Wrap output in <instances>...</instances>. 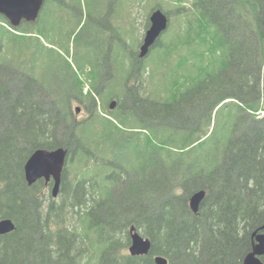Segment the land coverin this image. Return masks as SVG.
<instances>
[{
	"label": "trees",
	"instance_id": "obj_1",
	"mask_svg": "<svg viewBox=\"0 0 264 264\" xmlns=\"http://www.w3.org/2000/svg\"><path fill=\"white\" fill-rule=\"evenodd\" d=\"M65 1L44 0L38 18L17 27L0 15V219L15 224L0 235V264H155V255L169 264H241L264 223V116L254 113L264 108V0H168L170 12L157 0L154 8L179 23L152 46L149 64L132 47L137 29L130 44L117 43L106 56L123 72L130 46L127 75L134 85L147 79L158 89L147 88L146 100L140 88L109 91L116 108L103 113L72 65L46 44L50 31L67 24L60 16ZM75 3L91 15L113 4ZM241 23L256 30L255 56L239 38ZM98 49L93 61L102 57ZM55 68L66 89L53 95L45 83ZM75 91L94 107L79 121L66 100ZM227 102L233 103L228 125L215 135L216 115ZM203 108L194 125L187 122ZM210 139L214 149L207 150ZM57 147L68 149L65 167L74 170L75 182L65 185L62 173L54 198L43 179L27 184L24 164L35 149ZM131 175L162 191L113 211L110 196L125 195ZM200 189L206 195L194 213L188 201ZM132 224L151 240L146 255L127 251Z\"/></svg>",
	"mask_w": 264,
	"mask_h": 264
},
{
	"label": "rangeland",
	"instance_id": "obj_2",
	"mask_svg": "<svg viewBox=\"0 0 264 264\" xmlns=\"http://www.w3.org/2000/svg\"><path fill=\"white\" fill-rule=\"evenodd\" d=\"M73 0H67L65 3H63L64 5L66 4H70V2ZM133 0H118V4L115 5V8H112V10L108 9V13L102 18L103 19V24L108 26L111 25L113 27H115V31L118 37H120V40L126 43L131 42V40H133V35L136 37L138 35V42L135 44L134 42V46L133 49L137 51L139 50L140 44H141V38L142 36H144V32L146 30L145 25H146V19L148 18L150 11L152 10V8H154V6L156 5L157 0H137L134 4ZM125 4H129L131 6V4L133 6H131V12L130 14H132L133 17V22L129 23L126 27L121 24L120 25V29L117 27V25H115V17L116 14H120L123 12L124 9V5ZM161 5L165 6L166 10H169V12L171 11V3L168 0L165 1H161ZM106 7V6H105ZM104 7V8H105ZM225 9V8H224ZM116 10V12H115ZM74 14L79 15V11L76 13L74 10H71ZM188 11L189 13L194 14V10L190 9L188 7ZM187 12V11H186ZM184 13V12H183ZM225 13V12H224ZM229 13V11H228ZM82 14L83 16L80 17L79 21L77 22L76 20L72 19L70 23L67 22V24L64 26L63 29H61L60 31H50L49 34V39H47V45L50 46L51 48L55 49L56 51H58L68 62L70 65H72V69L73 71H75L77 77L81 80L82 84H83V92L84 93H90L95 96V100L97 102V106L96 110H98L99 112L103 113L104 111H108V103L112 98H107L108 96V92H112V94H115L116 92H121L123 91L122 87L124 86V88H132V86L130 85H134L133 84V79L127 75V73H123L121 72L119 75H116L117 73H114L113 76H101L100 74H102L103 71H101V67L103 66V53L104 50L106 48V45L103 46V53H102V57L99 60V62L97 61H93L94 60V54L95 57L98 56V52L99 50L95 47L94 44L91 43L92 39V35L94 32V27L93 24H96V20L94 19V17H88L91 16V14H88L85 9H82ZM172 17L170 16V22H169V26L167 28V30L164 32V40L168 39L170 34L177 29L178 23H179V19L176 18V16H174L175 14H171ZM169 17V16H168ZM185 16H183L181 18H184ZM179 18V17H178ZM54 20V17L52 16L50 18V21ZM83 21V25H81L78 28V24L82 23ZM90 21V22H89ZM88 22V23H87ZM87 24V25H85ZM240 26V25H239ZM241 27L242 29H244V33L240 34L239 38L243 41L246 42V45L250 47L249 52L252 51V55L255 56L256 52V48H257V42H256V30L253 31H249L248 29H246L244 27V25H242L241 23ZM102 28V27H101ZM137 29V35L134 32V30L136 31ZM83 36L85 37V40L83 41ZM163 36V34H162ZM131 39V40H130ZM90 40V41H89ZM125 44V43H124ZM115 45H117V42L113 43V45H111V47H114ZM130 47V46H129ZM127 46V48H129ZM130 49V48H129ZM91 50V51H90ZM92 52V53H91ZM153 57V56H152ZM152 57L146 56V62L149 64V62L151 61ZM92 59V63L89 64H85V69L83 71H81L80 69H78V64H81V62H85L86 60H91ZM126 62L129 64L130 62L126 60ZM145 62V63H146ZM101 63V65H100ZM120 64V63H117ZM147 64V65H148ZM94 68L95 70V74L92 72V69ZM127 69V68H125ZM150 69V67H148V70ZM97 72H99L100 76H98ZM95 75V80H93ZM145 75H147V73H145ZM264 75V64L262 67V76ZM111 77V78H110ZM99 78L101 80L102 83H105L106 86L109 85V87L105 88V90L101 91H95L92 89V84L96 83L99 81ZM63 72L61 73L60 70H56L49 69L48 72V77H47V82L46 84V88H45V92L46 93H50L52 92L53 95H56L58 92H62L64 91L65 88V82H63ZM152 80H149V84L147 79L145 80V86L148 87L149 90H157V84L151 83ZM135 86V85H134ZM136 89V88H135ZM95 91V92H94ZM76 91L69 95H66V100L69 101L70 104V109L71 112L73 114V117L75 118L76 121H79L83 118H85L86 116H88V114L90 113V111L92 109H94L93 106H91V103H87L88 101H86V97L84 96V101H79L76 97ZM98 93L100 95H98ZM85 95V94H84ZM98 96V97H97ZM40 100L42 102L47 101L46 95L44 94H40ZM107 99V100H106ZM232 102H227L225 105H223L217 115H216V132L215 135L220 134L224 129V126L228 125V118H229V112L232 106ZM80 106V111L78 113L75 112V107L76 106ZM101 105V106H100ZM104 105V106H103ZM116 108V106H115ZM263 109V108H262ZM264 110V109H263ZM195 111H199V109H195ZM201 112H199L198 114L196 113V116L191 117V121H187L188 123L193 121V125L194 123H196L197 117L202 115L203 113L206 112V108H203V110H200ZM113 115V114H111ZM264 116V114H263ZM191 125V124H189ZM210 129V128H209ZM222 140H220L221 142ZM214 142V140H207L204 143V148L207 150H211L214 149V144H212ZM219 150L221 148H218ZM70 161V153H69V157L68 160ZM63 174L65 175V181L67 183H65V185H68V182H75V174H74V170H72V168L70 169H64ZM79 178V176H78ZM153 180L156 179H150V182H154ZM162 182V181H160ZM126 192L125 195H122V193L120 192V190H114L112 195L110 196L111 201L113 200V206H111L113 208V211H115L116 209L120 208L122 209L123 206L126 204V202H131L130 204L128 203V205L130 206L133 203H145L147 201H150V198H153L152 196H155L156 194H159L162 190L161 187L159 186H153V184H150L149 186L147 185L146 180L139 178L135 175H131V179L127 182L126 187L124 188ZM46 194H48V192H46ZM114 194V195H113ZM149 195H151V197H149ZM49 197H47L48 199ZM58 200V199H56ZM48 201V200H47ZM200 207V206H199ZM199 210V209H198ZM193 212V211H192ZM198 212V211H197ZM196 212V213H197ZM195 213V212H194ZM124 215L123 213L120 212V215L118 216L119 218L124 219ZM264 224V223H263ZM262 224V225H263ZM261 225V226H262ZM141 234V230H138ZM142 235V234H141ZM127 251H128V247H127Z\"/></svg>",
	"mask_w": 264,
	"mask_h": 264
},
{
	"label": "water",
	"instance_id": "obj_3",
	"mask_svg": "<svg viewBox=\"0 0 264 264\" xmlns=\"http://www.w3.org/2000/svg\"><path fill=\"white\" fill-rule=\"evenodd\" d=\"M44 0H0V14L9 22L12 27H17L21 22H34L42 9ZM149 27L144 33L140 44L138 56L144 58L151 47L160 38L161 34L167 29L169 18L160 9H154L149 15ZM116 106V100L109 103V109ZM80 111V106L75 107V112ZM69 151L64 147L53 149H35L24 164V177L28 185H32L39 179L45 182L52 179L51 195L57 197L60 192L62 173ZM206 191L204 189L193 192L188 204L193 212H197L201 205ZM15 229V224L10 218L0 219V235L9 233ZM264 224L255 229L252 233L251 250L244 256L241 264H264L260 256L264 255ZM130 244L128 252L131 255H146L151 249V240L140 234L132 224L129 227ZM155 264H169L168 259L163 255L154 256Z\"/></svg>",
	"mask_w": 264,
	"mask_h": 264
},
{
	"label": "flooded vegetation",
	"instance_id": "obj_4",
	"mask_svg": "<svg viewBox=\"0 0 264 264\" xmlns=\"http://www.w3.org/2000/svg\"><path fill=\"white\" fill-rule=\"evenodd\" d=\"M111 1L113 2V4L112 5H107L101 13H100V11H98L96 14H93L91 16L88 15L89 18L90 17H94V19L97 21L96 24H93L94 32H93V35H92V39H91L92 41H91V43L94 44L97 49L100 48V46H102V48H103V46L106 45V48L104 50L103 57H102L103 64H104L103 65L104 69H103L102 74H100L101 76H106V77L107 76H113L114 73H116V72L121 73V70H119V68H115L117 66V63L115 64L116 66L115 65L112 66V64L109 62L110 61L109 56L108 57L106 56L109 51L111 52V45H113V43H115V42L122 43L123 42V41L120 40V37L117 36L116 31H115V27H113L111 25L106 26V25L103 24V19L102 18L107 14L108 9L109 10H112V8H115V6H114L115 0H111ZM75 2H76V0H73V1L70 2L71 5L70 4H66V5H63V7H62V11H61V14H60L61 19H64V21H67L68 23H70L72 19H74V20L77 21L81 16H83V14H82V8L79 7L78 5H76ZM153 9L154 8H152V10ZM71 10H74L76 13L79 11L80 13H79V15H77V14H74ZM115 12H116V10H115ZM130 12H131V6L129 4H125L124 5L123 12L120 13V14H116V17H115V22L116 23H115V25H117L118 28H120V25L121 24H123L126 27L131 22L132 14H130ZM108 13H110V12H108ZM50 18H51V16H50ZM147 19L149 21V16H148ZM81 25H83V21H82V23L79 24L78 28ZM143 37L144 36H142V38H141V42L143 40ZM124 43H125L124 45H127L128 44L126 42H124ZM125 51H126L125 59L130 62V56H131L130 49L126 47L125 48ZM95 58H97V57H95ZM97 62H99V61H97ZM100 65H101V63H100ZM125 68H127V69H125ZM122 71L124 73L130 74L131 73L130 63L128 64L125 61V63H124V69ZM100 75H98V76L101 77ZM130 86H132L133 89L140 88L142 90L141 91L142 97H143V99L146 100V98H147L146 89L148 88L147 86H145L144 84L143 85H140V86H138V85H135V86L134 85H130ZM107 87H109V85L106 86L105 83H102L101 80H100V78H99V81L98 82L92 84V89L95 90V91H98V90L103 91ZM112 110H114V109H112ZM112 110H110V111H112ZM52 183H53L52 182V179H50L47 182H45V180H44V184L46 186H49L50 184L52 186ZM58 197H59V194L55 198H58ZM261 231L264 232V229L261 230ZM253 239L254 238L252 237V240ZM262 256H260V258Z\"/></svg>",
	"mask_w": 264,
	"mask_h": 264
},
{
	"label": "built area",
	"instance_id": "obj_5",
	"mask_svg": "<svg viewBox=\"0 0 264 264\" xmlns=\"http://www.w3.org/2000/svg\"><path fill=\"white\" fill-rule=\"evenodd\" d=\"M258 114L262 115L263 114V111H259Z\"/></svg>",
	"mask_w": 264,
	"mask_h": 264
}]
</instances>
